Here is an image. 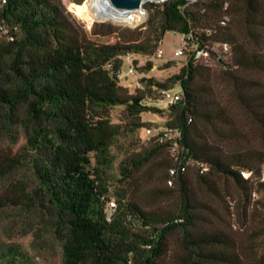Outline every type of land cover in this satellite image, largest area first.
<instances>
[{"label":"trees","instance_id":"obj_1","mask_svg":"<svg viewBox=\"0 0 264 264\" xmlns=\"http://www.w3.org/2000/svg\"><path fill=\"white\" fill-rule=\"evenodd\" d=\"M82 1L73 0L79 8ZM262 1L228 0L226 13L223 0L148 4L141 38L95 44L76 32L60 0H0V145L4 137L13 144L23 139L13 155L0 156V230L7 210H14L29 223L30 235L27 249L0 239V264H37V258L54 251L58 264H164L167 239L175 234L173 264H239L231 240L205 227L202 212L211 208L198 198L188 168L171 187L148 195L151 201L176 196L175 210L154 209L127 192L133 173L147 163L165 183L172 160L162 157L167 144L158 141L162 131L142 153L120 159L114 168L113 148L122 127L111 123L109 112L115 107L126 111L129 122L124 127L131 136L150 126L140 121L141 114L165 113L162 130L181 133L186 162L195 165L202 190L220 197L208 177L216 175L250 195L241 177L253 172L245 154L222 148L233 134L208 67L189 59L163 82L141 79L143 89L133 94L117 79L121 57L155 55L167 32L201 47L227 44L228 60H217L225 64L223 79L237 106L264 133L263 85L245 76H264ZM80 10L88 23H102L89 22ZM225 14L228 22L223 21ZM205 30L211 35L205 36ZM114 32L105 24L92 27L94 35ZM151 68L147 62L140 70L148 73ZM174 86L180 88V100L167 109L143 104ZM200 165L208 171L200 174ZM16 174L21 176L16 185L3 189ZM111 194L116 208L107 220L105 203Z\"/></svg>","mask_w":264,"mask_h":264},{"label":"rangeland","instance_id":"obj_2","mask_svg":"<svg viewBox=\"0 0 264 264\" xmlns=\"http://www.w3.org/2000/svg\"><path fill=\"white\" fill-rule=\"evenodd\" d=\"M84 1V0H83ZM82 1V2H83ZM101 0H99L100 2ZM65 14L72 22L76 32L80 36H84L87 40L95 44H107L114 41H128L142 37L144 32L143 23L133 24L130 26L116 23V19L111 20L93 19L91 13L93 11V1L85 0L81 7L75 4L73 0H60ZM264 4V1H262ZM85 12L89 22L102 21V23H88L83 16L81 10ZM145 21L148 18V12L145 10ZM135 12L121 11L116 17L117 19L126 18L128 15ZM94 24L109 25L115 30L110 35L92 34ZM242 33V32H241ZM238 32L239 35H241ZM182 36L178 33L167 32L162 37L157 46L162 55L156 58L155 55L150 57L139 55H126L121 57V69L118 76V85L125 89L129 94H133L136 90H142L144 84L141 79L152 78L155 81L163 82L168 77L176 74L181 67L184 66L185 60L181 57H175L174 51L182 44ZM264 49V42L261 44ZM228 58L225 60L227 61ZM147 62L151 63V70L148 73L142 72L140 69ZM211 71V85L219 102L226 109V113L230 120V125L227 127L233 134L228 142L222 143V148L230 152H242L253 168L252 173L243 172L241 177L246 180V187H250L251 193L244 196V191L239 187L234 186L230 181H225L222 177L216 175H208L215 184H217L220 197H215L210 193L202 190L196 183L197 169L189 165L188 176L193 184L194 191L202 201H205L211 211H203L202 215L207 222L205 227L209 230H216L227 236L232 242V249L239 258V264H264V188L259 186L264 184V133L259 127L253 123L250 118L241 110L231 95L229 84L223 79V71L225 64L220 63L217 59H211L206 65ZM129 69L132 73H129ZM245 76L254 80L260 81L264 91V76L256 73H248ZM179 92L178 87H173L170 92L174 95ZM155 100L158 103L162 95L157 93ZM146 100V103H150ZM164 110L162 104L157 106ZM110 121L112 124L120 125V136L113 148V154L116 157L114 168L120 159L132 155V153H142L143 148L149 145V141L154 137L161 128L164 127L166 116L164 114H153L152 112L143 113L140 115V121L149 123L151 134L146 135L144 129H139L131 136L125 131L124 124L129 122V117L126 111L121 107L112 108L109 112ZM9 137H4L0 145V156H11L23 143V139L18 137L15 140ZM162 157L169 158V154L164 152ZM24 169L17 171L24 173ZM21 179V176L16 174L9 178L8 181L2 184L3 189L11 190L16 181ZM129 187V188H128ZM127 187V192H134L140 196L141 203L152 206L154 209L175 210L178 206L176 196L170 198H160L151 201L148 198L150 192L155 189H165L166 184L158 181V172L152 170L151 164L147 163L139 170L135 171L132 176L131 183ZM113 189V188H112ZM114 200V197L110 196ZM115 201V200H114ZM7 215L1 221L2 229L0 230V239L19 243L23 248L27 249L30 241V235H27L26 227L27 220L19 217L14 210H7ZM21 220V221H20ZM178 235H172L167 239L166 249L167 254L163 259L164 264L172 263V253L177 251L176 241ZM57 251L45 254L41 258L36 259L37 264H58Z\"/></svg>","mask_w":264,"mask_h":264},{"label":"built area","instance_id":"obj_3","mask_svg":"<svg viewBox=\"0 0 264 264\" xmlns=\"http://www.w3.org/2000/svg\"><path fill=\"white\" fill-rule=\"evenodd\" d=\"M166 1L168 0H142V3H141L142 8L138 10L143 14V21L141 23L145 22V15H146V12L144 9L145 5L151 4V5L158 6V5L163 4ZM227 10H228V0H223L222 11L226 13ZM223 21L224 22L229 21V17L227 14L224 15ZM204 34L205 36H209L211 35V31L205 30ZM182 38H183L182 44L179 48L175 49L174 56L183 58L185 62L190 59L193 62L206 65L209 61H211V59H217L218 61L219 60L225 61L227 58H229L230 50L227 44L217 43V44H211L208 46L201 47L199 44L188 43L187 41L189 37L185 38L184 36H182ZM161 55H162L161 51L156 50L155 57L160 58ZM129 73L130 74L132 73L131 69H129ZM176 87L179 88V86H176ZM171 91L161 92L162 97L160 101L158 100V103H156L155 101L146 103L145 101L143 104L146 106L156 107L157 104L159 105L160 103L162 104L163 109H167L168 107L172 106L175 102L180 100V88H179V92L174 95L170 94ZM162 131H163V134L158 136V141L160 143H164V142L167 143L166 152L170 156L169 159L172 160V165L167 170L168 177L165 181L166 186L171 187L175 177H177L180 174H184L187 171V168L189 167V165H192V166H195V165H193L190 162H186V153L180 145L181 133L176 130L175 131H171L167 129L162 130L161 128L159 131H157L156 135H158ZM144 133L146 135H150L151 129L145 128ZM165 138L167 139V141H164ZM198 169H199L200 174L206 173L208 171V168L204 165L198 166ZM115 208H116V205L113 199H109L108 201H106L105 213H106L107 220L110 219V216L115 211Z\"/></svg>","mask_w":264,"mask_h":264},{"label":"bare ground","instance_id":"obj_4","mask_svg":"<svg viewBox=\"0 0 264 264\" xmlns=\"http://www.w3.org/2000/svg\"><path fill=\"white\" fill-rule=\"evenodd\" d=\"M93 1V11L91 13V17L93 19H103V20H111L112 18L116 19V23L121 25L130 26L135 23L140 24L143 21V14L140 11H127V12H135V14L128 15L126 18L117 19L116 17L121 11H115L111 8L108 3V0H90ZM119 16V15H118Z\"/></svg>","mask_w":264,"mask_h":264},{"label":"water","instance_id":"obj_5","mask_svg":"<svg viewBox=\"0 0 264 264\" xmlns=\"http://www.w3.org/2000/svg\"><path fill=\"white\" fill-rule=\"evenodd\" d=\"M115 11H137L141 9L142 0H108Z\"/></svg>","mask_w":264,"mask_h":264}]
</instances>
